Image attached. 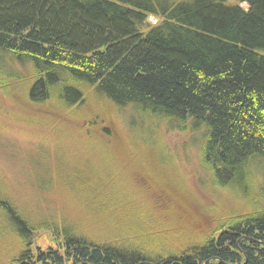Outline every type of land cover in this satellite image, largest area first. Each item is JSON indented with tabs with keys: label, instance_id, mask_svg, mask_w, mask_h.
<instances>
[{
	"label": "trees",
	"instance_id": "trees-1",
	"mask_svg": "<svg viewBox=\"0 0 264 264\" xmlns=\"http://www.w3.org/2000/svg\"><path fill=\"white\" fill-rule=\"evenodd\" d=\"M16 93L56 126L88 96L191 134L211 188L228 197L210 207V222L203 214L204 233L181 230V192L146 179L176 168L159 150L147 158L151 177L119 163L124 137L94 117L77 140L102 149V139L104 175L128 178H84L59 222L29 217L0 185V264H264V0H0V94ZM138 139L147 152L151 142ZM43 231L52 247L36 245Z\"/></svg>",
	"mask_w": 264,
	"mask_h": 264
},
{
	"label": "rangeland",
	"instance_id": "rangeland-1",
	"mask_svg": "<svg viewBox=\"0 0 264 264\" xmlns=\"http://www.w3.org/2000/svg\"><path fill=\"white\" fill-rule=\"evenodd\" d=\"M168 1L171 4H177L191 0ZM241 7L246 6L242 4ZM14 69L24 74L25 69L22 66ZM8 95L12 97L0 94V185L14 200L17 208H21L31 218L38 220L50 218L54 222L70 218L72 216L71 200L73 201L75 196V202H73H78L77 190L84 178H115L116 176L128 178V175L122 171L120 174L112 171L104 175L106 168L111 169L112 163L109 165L105 159L106 145L102 139L98 138L104 146L101 149L92 139H83V142L76 138L79 134L76 131L80 132L77 127L85 129L86 124H91V119L94 117L102 120L101 115H104V123H112L114 128L116 126L118 129V133L125 138L120 136L125 143L118 144L113 149V152L118 154L119 163L123 162L120 159L126 158L131 160L128 165L133 164L134 167L139 166L147 170L151 162L147 158L152 157L156 150H159L163 155L165 154L160 163L165 167L172 165L176 168V171L172 173L175 175L174 178L146 179L151 180L159 187L157 189L161 188L164 192L172 191L170 189L174 187L181 192L179 196L181 198L175 200L176 210L173 217L177 219L185 215L183 219L176 221L181 230H184L185 225L186 228L189 226L194 228L196 234L204 233L208 224L204 221L199 223L203 214L210 222L212 219L208 213V210H211L210 207L218 204V207L222 208L219 200L223 202L222 197H228L227 193L224 195L211 188L208 178L199 166L200 144L192 141L194 136L179 132L163 121L158 120L160 123H157V126L145 121L135 122L137 115L133 111L108 108L105 104H100L97 100L86 96V101L77 109L70 107L64 112L65 116H70L67 117L65 125L56 126L59 124H55L53 117L43 118L44 109L42 113L36 112L37 107L22 101L17 93ZM42 105L47 110L50 103ZM72 111H74L73 116H71ZM138 135L143 139L148 137L146 141L151 142L147 143L149 146L147 152L136 147ZM128 138H136V140L128 142ZM82 154L86 157H78ZM33 159H38V164L40 163L35 169L32 168ZM153 169L154 167L148 169L149 172L146 174L149 177L154 175ZM79 172L81 173L79 176H73L74 173ZM42 182L49 187L48 190L41 188L39 184ZM51 187L52 191H49ZM217 192L221 195H217ZM182 197H185L184 202ZM188 201V206L182 210L181 206ZM230 202L231 200L221 205L230 210L232 206ZM38 235L40 238L45 235L44 240L48 237L52 238L50 233L45 231ZM44 240L38 239L39 242L37 241L36 245L42 248L52 247L51 241Z\"/></svg>",
	"mask_w": 264,
	"mask_h": 264
}]
</instances>
